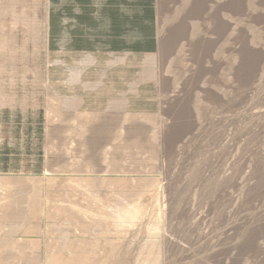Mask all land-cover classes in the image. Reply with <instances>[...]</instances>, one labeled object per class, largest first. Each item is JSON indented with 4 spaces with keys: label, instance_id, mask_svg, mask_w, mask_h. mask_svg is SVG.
Instances as JSON below:
<instances>
[{
    "label": "rangeland",
    "instance_id": "374dc122",
    "mask_svg": "<svg viewBox=\"0 0 264 264\" xmlns=\"http://www.w3.org/2000/svg\"><path fill=\"white\" fill-rule=\"evenodd\" d=\"M75 2L0 0V264H264V0Z\"/></svg>",
    "mask_w": 264,
    "mask_h": 264
},
{
    "label": "crops",
    "instance_id": "0c3cea01",
    "mask_svg": "<svg viewBox=\"0 0 264 264\" xmlns=\"http://www.w3.org/2000/svg\"><path fill=\"white\" fill-rule=\"evenodd\" d=\"M56 0H49L50 3V21L52 22L53 19V29H56L55 27V17L57 18V14H60L64 7V2L65 0H57V3L55 2ZM137 0H93L92 4L94 6V13H95V22L98 23L97 28L99 27L100 29H104V28H109L108 26H105L107 23H114L115 20L117 22H119L120 26H122L123 29H128L131 30V26H133L134 24V15L136 14H151L152 13V2L151 0H148V3L145 4L143 3V1H139L136 2ZM60 2V3H59ZM74 3L75 0H73ZM147 5V6H146ZM53 7V10H52ZM137 7H139V9L137 10ZM143 7V8H142ZM106 8V9H105ZM111 9L112 13L110 11L111 14L106 13L105 11ZM74 12H81L79 8H77L76 11ZM53 16H52V15ZM106 14L108 15L109 18H106ZM61 18V17H59ZM58 18V19H59ZM142 19H144V22H141V25H149L151 24V18L149 20H145L146 18H144V15L141 17ZM61 20V19H60ZM102 24V25H101ZM126 24V25H125ZM104 25V27H103ZM102 26V27H101ZM126 26V27H125ZM112 26H110L111 28ZM130 35V34H129ZM132 41V38L130 36L127 37L126 43L130 44V42ZM146 75H141L140 78H142V81H139V84H145V78ZM137 82L133 81V83H131V86H129L128 88L131 89V93L126 92L123 93L125 95H127V97L129 96L130 99V95H132L133 97L137 94L136 90L134 88H136Z\"/></svg>",
    "mask_w": 264,
    "mask_h": 264
}]
</instances>
